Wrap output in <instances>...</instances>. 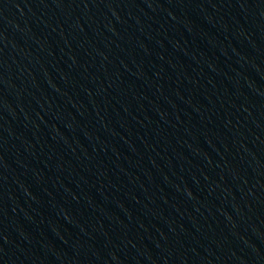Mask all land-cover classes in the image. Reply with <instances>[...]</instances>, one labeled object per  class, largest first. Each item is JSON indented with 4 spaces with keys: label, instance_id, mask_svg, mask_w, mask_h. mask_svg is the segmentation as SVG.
<instances>
[{
    "label": "water",
    "instance_id": "95a60500",
    "mask_svg": "<svg viewBox=\"0 0 264 264\" xmlns=\"http://www.w3.org/2000/svg\"><path fill=\"white\" fill-rule=\"evenodd\" d=\"M0 264H264V0H0Z\"/></svg>",
    "mask_w": 264,
    "mask_h": 264
}]
</instances>
